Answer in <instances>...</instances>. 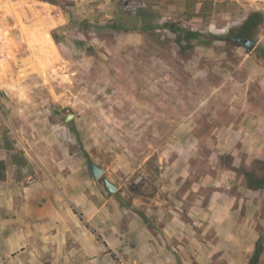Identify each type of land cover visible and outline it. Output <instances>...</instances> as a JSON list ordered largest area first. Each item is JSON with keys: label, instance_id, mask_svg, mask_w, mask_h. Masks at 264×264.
Listing matches in <instances>:
<instances>
[{"label": "rangeland", "instance_id": "rangeland-1", "mask_svg": "<svg viewBox=\"0 0 264 264\" xmlns=\"http://www.w3.org/2000/svg\"><path fill=\"white\" fill-rule=\"evenodd\" d=\"M0 28V148L13 174L51 169L75 193L90 179L93 203L102 194L118 205L87 229L101 251L60 236L61 251L23 259L187 264L198 249L250 262L264 249V0H0ZM233 210L235 257L213 259L224 241L215 228H231ZM149 234L147 250L137 240ZM4 244L0 235V264H21Z\"/></svg>", "mask_w": 264, "mask_h": 264}, {"label": "crops", "instance_id": "crops-1", "mask_svg": "<svg viewBox=\"0 0 264 264\" xmlns=\"http://www.w3.org/2000/svg\"><path fill=\"white\" fill-rule=\"evenodd\" d=\"M9 152L4 147L0 148V235H3L5 241L3 250L12 252L19 249L21 264H49L48 261L39 259V257L35 261H32V259L25 260L23 259L24 254L33 251L58 252L65 248L64 245L59 244L60 236L76 238L84 235L87 243L77 247L75 245V248L71 250L81 251L88 255L101 251L100 243L93 242V235L87 229L102 216L111 219L109 204L118 206L114 198L102 197L101 194L100 203L95 204L92 202V197L89 198L85 195V190L90 189L95 181L81 179V183H83L82 190L75 193L70 191L72 177L60 180L51 169V171L49 169L47 171L37 170L29 174L21 173L20 176L14 175ZM13 188L15 189L14 194L12 192ZM67 195H73L81 199V203L85 205L83 214L81 212L77 214L71 210L69 204L71 203V197ZM117 208L120 210L119 207ZM87 210L91 211L88 213ZM237 216L236 210L227 213L231 228H215L218 237H221L224 241L219 240V247H217L219 257L211 256L213 259H220V257L225 256L235 257L233 252H236V247L230 244L229 241L231 237L238 233L235 222ZM165 227L170 236L180 239L184 236L185 230L183 229L177 233H172L168 224ZM152 239L150 234L141 236L137 240V244L142 248L148 246L147 250H150L149 246L154 244ZM36 241H41L42 245H35ZM244 250L247 252L244 257L246 259L248 253L251 254L252 248L248 247ZM47 258L54 261L50 254ZM192 261L196 264H250L246 260L237 262L228 258L222 263L208 261L198 249L195 250V254L187 264ZM255 264H264V249L261 248Z\"/></svg>", "mask_w": 264, "mask_h": 264}, {"label": "water", "instance_id": "water-1", "mask_svg": "<svg viewBox=\"0 0 264 264\" xmlns=\"http://www.w3.org/2000/svg\"><path fill=\"white\" fill-rule=\"evenodd\" d=\"M237 41L243 47H245L246 51L252 50V48L255 46L256 43V41L254 39H251L250 37H239L237 38ZM70 117H72L71 114L67 115L66 119H69ZM87 167L91 176L94 179L101 178L104 187L109 193H113L116 190L115 184L112 183L106 176L103 175V168L101 166L97 165L92 160H88Z\"/></svg>", "mask_w": 264, "mask_h": 264}, {"label": "bare ground", "instance_id": "bare-ground-1", "mask_svg": "<svg viewBox=\"0 0 264 264\" xmlns=\"http://www.w3.org/2000/svg\"><path fill=\"white\" fill-rule=\"evenodd\" d=\"M20 4V3H19ZM12 11V10H11ZM14 11V10H13ZM10 12V11H9ZM6 17V16H5ZM1 29V28H0ZM2 31V30H1ZM0 31V38L5 34V38L8 36L7 35V33H6V31H4L5 33H2ZM9 32V31H8ZM44 33V32H43ZM10 34V33H9ZM46 34V33H45ZM31 35H32V33H31ZM33 35H35V34H33ZM39 36H40V38H39ZM46 36V35H45ZM47 37H48V40L50 39V37L49 36H46V37H44V35L43 34H40L39 35V33H38V35L37 36H35V40L36 39H39V40H37V42H39L40 43V45L42 44V45H44L43 43H46V45H48V41H47ZM3 40H4V36H3V38H2ZM6 40H7V38H6ZM9 40V39H8ZM51 40V39H50Z\"/></svg>", "mask_w": 264, "mask_h": 264}, {"label": "trees", "instance_id": "trees-1", "mask_svg": "<svg viewBox=\"0 0 264 264\" xmlns=\"http://www.w3.org/2000/svg\"><path fill=\"white\" fill-rule=\"evenodd\" d=\"M260 250H261V242L256 245L254 255H253V259L250 260V264H255V262L258 259V255H259Z\"/></svg>", "mask_w": 264, "mask_h": 264}]
</instances>
